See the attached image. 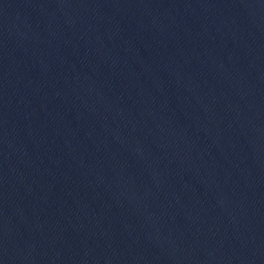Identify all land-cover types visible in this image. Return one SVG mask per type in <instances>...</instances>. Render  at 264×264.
Returning <instances> with one entry per match:
<instances>
[{"label": "water", "instance_id": "obj_1", "mask_svg": "<svg viewBox=\"0 0 264 264\" xmlns=\"http://www.w3.org/2000/svg\"><path fill=\"white\" fill-rule=\"evenodd\" d=\"M0 264H264V0H0Z\"/></svg>", "mask_w": 264, "mask_h": 264}]
</instances>
